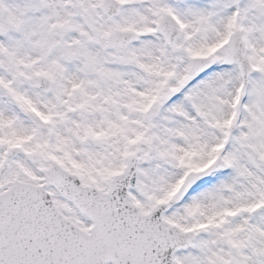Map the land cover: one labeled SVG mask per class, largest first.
Returning a JSON list of instances; mask_svg holds the SVG:
<instances>
[{
  "label": "rangeland",
  "instance_id": "obj_1",
  "mask_svg": "<svg viewBox=\"0 0 264 264\" xmlns=\"http://www.w3.org/2000/svg\"><path fill=\"white\" fill-rule=\"evenodd\" d=\"M117 1L124 7L107 18L102 0H0V164L19 147L0 192L14 181L41 184L53 162L105 192L133 155L128 203L140 213L197 175L161 216L196 237L177 264H264V0ZM166 15L179 31L172 49L156 29ZM115 30L144 36L111 50ZM235 31L254 68L244 97L236 64L224 62ZM149 46L152 59L141 62ZM189 56L207 57L212 69L191 74ZM38 75L51 91L37 87ZM153 103L160 109L149 116ZM47 191L88 230L85 217Z\"/></svg>",
  "mask_w": 264,
  "mask_h": 264
},
{
  "label": "water",
  "instance_id": "obj_2",
  "mask_svg": "<svg viewBox=\"0 0 264 264\" xmlns=\"http://www.w3.org/2000/svg\"><path fill=\"white\" fill-rule=\"evenodd\" d=\"M122 7L123 3L115 0H103L100 6L108 18L117 16ZM157 29L172 47L179 34L174 21L166 16ZM142 36L137 32L115 31L107 38V46L124 48ZM227 45L231 55L226 61L237 63L242 79L240 93L244 95L253 69L242 54L239 32L229 37ZM188 63L191 73L202 74L212 66L207 58L189 57ZM37 81L43 92L52 89L48 79L38 76ZM158 110L159 106L153 104L150 116ZM18 151L17 148L7 151L0 175ZM136 164V157L128 156L123 171L109 180L104 194L82 188L74 175L55 163L48 169L41 187L15 182L12 189L0 194V264H175L174 254L192 247L195 235L172 226L165 228L161 216L185 196L197 175L187 174L172 198L143 215L127 202L128 191L136 186ZM50 184L90 219L93 225L89 235L56 213L51 196L45 193Z\"/></svg>",
  "mask_w": 264,
  "mask_h": 264
},
{
  "label": "bare ground",
  "instance_id": "obj_3",
  "mask_svg": "<svg viewBox=\"0 0 264 264\" xmlns=\"http://www.w3.org/2000/svg\"><path fill=\"white\" fill-rule=\"evenodd\" d=\"M86 3H88V0H84ZM73 19L69 21V23H73ZM186 28L187 27V24H186ZM72 42V38L69 36L68 40H67V44H71ZM42 43V42H41ZM253 44V43H252ZM255 47V46H253ZM156 49L149 46V48L146 49V51L142 54H140L139 58H140V61L141 62H145V63H150L149 61L152 59L151 55H150V52H153L155 51ZM0 117H2V113L0 112Z\"/></svg>",
  "mask_w": 264,
  "mask_h": 264
}]
</instances>
